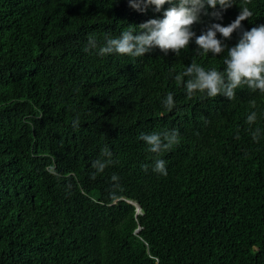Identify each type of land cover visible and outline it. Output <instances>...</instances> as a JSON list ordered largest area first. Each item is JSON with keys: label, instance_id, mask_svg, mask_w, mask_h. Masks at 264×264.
<instances>
[{"label": "trees", "instance_id": "trees-1", "mask_svg": "<svg viewBox=\"0 0 264 264\" xmlns=\"http://www.w3.org/2000/svg\"><path fill=\"white\" fill-rule=\"evenodd\" d=\"M232 2L206 6L196 37L244 6L245 31L264 25V0ZM173 4L141 13L128 0H0V264H264V93L189 97L176 75L193 62L224 72L228 55L203 54L195 37L178 56L97 54ZM90 36L98 47L86 51ZM172 129L180 142L160 155L162 176L139 137ZM105 146L113 164L93 179Z\"/></svg>", "mask_w": 264, "mask_h": 264}, {"label": "clouds", "instance_id": "clouds-1", "mask_svg": "<svg viewBox=\"0 0 264 264\" xmlns=\"http://www.w3.org/2000/svg\"><path fill=\"white\" fill-rule=\"evenodd\" d=\"M250 2L251 0H244L245 5ZM166 3L173 4V0H128V6L141 13H144L149 6H153L155 12H160ZM233 4L232 0H177L164 12L163 19H150L139 26H129L128 30L122 32L118 38H107L104 46L99 47L97 54L100 56L119 54L140 58L153 48H159L165 54L171 50L178 56L182 49L188 48L189 42L195 37V44L203 54L212 53L217 56L227 49L228 55L223 61L226 65L224 72L217 71L215 68L206 71L193 62L186 68V71L176 75V81L183 85L189 97L199 92L205 93L211 98L223 96L232 100L235 98L236 89L242 85L264 93V25L248 31L243 29L242 21L249 20L253 15L247 6L240 9L239 15L228 26L213 23L206 32L201 33L198 37L192 31V26L201 22V13L207 15L206 6L215 9L219 5L221 9H227ZM213 16L217 19L220 18V14L216 12H213ZM135 29H139V31ZM233 32H239L240 39L234 47L227 48L223 41L228 40ZM217 34L223 40L217 39ZM97 47L96 38L90 36L88 47L85 50ZM184 77L188 79L185 81ZM174 106V96L172 93H168L163 100V107L171 111ZM256 120L257 113L252 111L247 116V123L251 127L256 123ZM79 124L80 119L76 117L73 120V127L76 128ZM260 135L259 128L251 130L253 142H258ZM236 138L239 139L238 136ZM139 139L148 146L147 150L156 156L153 171L167 176V162L159 157L179 144L178 130L142 133ZM102 155L106 159H97L92 163V167L96 170L92 174L93 179L96 174L103 173L113 164L112 153L107 146L103 148ZM143 167L147 170V165ZM48 171L55 174L52 167H49ZM112 180L116 181L118 177L113 175Z\"/></svg>", "mask_w": 264, "mask_h": 264}, {"label": "water", "instance_id": "water-1", "mask_svg": "<svg viewBox=\"0 0 264 264\" xmlns=\"http://www.w3.org/2000/svg\"><path fill=\"white\" fill-rule=\"evenodd\" d=\"M135 206H136V212L139 213L140 212V207L138 205H136V204H135Z\"/></svg>", "mask_w": 264, "mask_h": 264}]
</instances>
